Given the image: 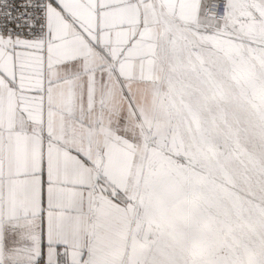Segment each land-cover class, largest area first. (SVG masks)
Returning a JSON list of instances; mask_svg holds the SVG:
<instances>
[{
	"label": "snow or ice",
	"instance_id": "6c2138e0",
	"mask_svg": "<svg viewBox=\"0 0 264 264\" xmlns=\"http://www.w3.org/2000/svg\"><path fill=\"white\" fill-rule=\"evenodd\" d=\"M0 264H264V0H0Z\"/></svg>",
	"mask_w": 264,
	"mask_h": 264
}]
</instances>
